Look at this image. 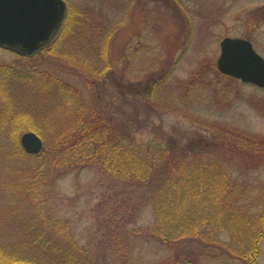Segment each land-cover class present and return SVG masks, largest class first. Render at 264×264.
I'll return each mask as SVG.
<instances>
[{
    "label": "rangeland",
    "instance_id": "obj_1",
    "mask_svg": "<svg viewBox=\"0 0 264 264\" xmlns=\"http://www.w3.org/2000/svg\"><path fill=\"white\" fill-rule=\"evenodd\" d=\"M65 4L61 26L48 45L52 50L45 47L21 56L0 47V79L6 77L2 73L6 66L13 68L25 82L14 84L12 99L28 98L26 112L21 111L26 117L0 120L1 130L7 126L17 131L13 141L20 148L16 154L15 144L1 139L5 147L0 146V241L30 240L33 230L49 224L52 230L37 237L52 236L61 249L72 247L98 264H173L168 260L172 250L148 235L151 194L105 170L100 161L105 149H98L96 160L94 144L85 147L80 140L81 134L93 133L99 119L104 123L101 129L116 133L122 144L141 148L153 144L157 150L152 154L167 162L174 177L194 165H202L207 173L218 169L230 186L235 214L231 221L255 230L260 226L264 233V89L225 76L215 67L219 40L225 35L248 38L264 57V0H65ZM98 19L103 21L100 30H113L105 40L103 33L86 27ZM70 28L75 40L67 38ZM90 36L93 41L87 42ZM74 42H86L84 48L96 42L104 61L91 53L92 62H105L104 70L92 77L67 55L53 54L61 48L69 52L76 47ZM70 97L81 104L77 105L81 113L77 114L79 108L73 112L76 105L70 112L63 105L71 102ZM0 111L5 113V108ZM30 130L43 144L34 155L25 154L18 143ZM117 144L115 140L113 145ZM47 175L54 180L44 187ZM222 186L224 191L226 185ZM221 212L211 209L207 216L219 221ZM230 235L218 233L221 239L229 240ZM70 240L78 249L68 244ZM187 247L188 257L200 252L193 245ZM259 247L256 264H264V237ZM208 252L201 264H242L221 257L210 246ZM21 253L24 259L0 248V262L38 264L28 260L32 254Z\"/></svg>",
    "mask_w": 264,
    "mask_h": 264
},
{
    "label": "trees",
    "instance_id": "obj_2",
    "mask_svg": "<svg viewBox=\"0 0 264 264\" xmlns=\"http://www.w3.org/2000/svg\"><path fill=\"white\" fill-rule=\"evenodd\" d=\"M71 16L72 18L74 17L73 15ZM98 22L99 19L93 21L91 25L89 21L86 27L90 30L93 28L94 30L91 32L94 34H97V32L103 33V40H105L106 35H109L113 30L106 32V27L100 30L103 21L99 22V24ZM69 30V33L66 32L67 38L75 40L72 36L73 29L70 28ZM59 37L60 36H58L53 43L54 48V44L59 41ZM91 41H93L92 36L87 39V42ZM73 44L76 45V47L68 48L70 50L69 52L67 49L61 48L60 51L54 49L55 52L53 54H57L58 58L67 55L69 59L73 60L72 62L74 64L84 68L86 74L92 77H95L96 74L104 70V67L101 66L105 65V62L103 65H96V63L92 62L91 53L95 54L100 62L104 61L99 57L101 54V47L98 48L96 42H92L89 48H84L86 42H83L81 45H77V42ZM46 47H48V45ZM58 47H60V45H56V48ZM49 48L50 47H48V50L53 49ZM91 50L93 52H91ZM53 51H51V53ZM8 67L9 66H6L2 70V73L5 74L6 77L0 79V93H2L3 96H0V107L5 108V113L0 111V120L13 122L17 115H19L17 116L18 119H23L27 116L26 113H21V111L23 110L26 112L25 105L28 104V98L21 97L17 100L12 99L16 97V87H14V84H22V82H25V78H22L13 68ZM64 88L67 89L68 86L65 85ZM69 100L71 101L70 103L67 102L63 105L71 108L68 109L69 112L72 111V108L76 105L77 109H73V112L77 111L79 108L77 105L81 104L75 102L71 97ZM16 107L17 109L19 107L17 113L13 110ZM79 109L77 114L78 112L81 113V108ZM95 123L96 126L93 133H83L84 136L81 134L80 140H83L85 147L87 145L92 147L94 144L93 151L95 152L96 160H99L100 157L98 149H105L106 154L102 155L100 160L105 170L115 173L114 175L119 179H124L128 186L133 187V189H142L151 194L154 201L153 220L147 229L148 235L151 240L159 242L167 247V249L172 250V254H169L168 260L173 262V264H201V260L208 256V247L210 246L218 250L221 257L239 260L242 264H256L260 253L259 244L264 237V233L260 230V226L255 230L254 226L244 224L242 221H231L229 217L235 216L234 205L229 197L230 186L227 184L223 173L219 174V170L215 167H213L214 169H208L207 173L202 165H194V168L190 171L193 173L184 171L181 175L174 177L173 173L169 170L170 167L169 169L167 167V162L159 161L156 157L157 153L152 154V150H157L153 144H147V146L143 148H141L140 145H131L129 142L122 144V140L116 133L112 134L109 129L108 131L101 129L104 123H101L100 119ZM13 130V127L7 126L2 127V130L0 129L1 148L5 147L1 142L2 138L7 142L6 145H10V143L15 144L13 138L17 131ZM100 134H103V137H101ZM115 140L119 143L116 146L113 145ZM13 149L15 153L18 154L17 149L19 150L20 148L18 146L16 147V144ZM211 171L214 172V174H211ZM207 176L209 182L206 180ZM46 178V186L44 187L49 186L47 183H51V181L54 180V176L47 175ZM221 184L224 186L226 185L224 191ZM200 185L207 187L206 191L201 190ZM215 208L222 211L221 215L223 217L219 221L213 220L210 216H207L211 209ZM47 228H49V224H46L43 228L41 227L38 231L33 230V237H30V240L18 239L13 242L3 239V241H0V248L6 250L9 253L8 255L19 259L23 258L21 257V252L24 250L25 253L32 254L28 256V260H32L38 264H41V258L44 264H49V262L51 264H98L96 258L93 259L86 255L87 260L84 258L82 252L78 250L79 252L76 253L71 246H69L71 250L68 247H66L65 250L61 249V245L57 244L56 241L51 238L52 236L46 238L37 237L40 232H45L44 230ZM49 229L52 230V228ZM223 231L231 233V238H229V240L218 237V233ZM238 232H253V234L251 236H242V238L234 237L233 235ZM212 233H215V235H212ZM68 244H72L76 247L75 241L73 240H70ZM187 244L197 247L195 251L200 252L194 254L192 257H188L186 251L188 248ZM171 256H173V258H170ZM2 260L3 259L0 258V261ZM3 262H0V264H5Z\"/></svg>",
    "mask_w": 264,
    "mask_h": 264
},
{
    "label": "water",
    "instance_id": "obj_3",
    "mask_svg": "<svg viewBox=\"0 0 264 264\" xmlns=\"http://www.w3.org/2000/svg\"><path fill=\"white\" fill-rule=\"evenodd\" d=\"M65 6L64 0H0V47L19 55H32L54 37ZM219 49V72L264 88V59L248 39L225 36L219 40ZM41 141L30 130L20 135L18 143L26 153L37 154Z\"/></svg>",
    "mask_w": 264,
    "mask_h": 264
}]
</instances>
